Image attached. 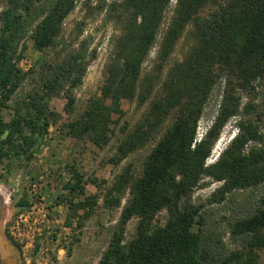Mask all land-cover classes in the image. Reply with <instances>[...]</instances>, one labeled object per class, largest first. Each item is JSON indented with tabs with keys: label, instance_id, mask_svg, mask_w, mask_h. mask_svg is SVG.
I'll return each instance as SVG.
<instances>
[{
	"label": "trees",
	"instance_id": "16d2710c",
	"mask_svg": "<svg viewBox=\"0 0 264 264\" xmlns=\"http://www.w3.org/2000/svg\"><path fill=\"white\" fill-rule=\"evenodd\" d=\"M78 1L7 0L0 13V164L7 161L8 175L19 163L35 157L51 126L62 118L51 106L54 97L64 95L65 111L75 113V89L83 83L89 64L81 51L45 64L26 95L16 96L37 72L20 65L27 38L42 52L57 47L65 20ZM172 1L112 2L122 31L107 65L102 96L92 97L81 113L63 124L67 135L105 147L113 138L115 116L125 115L124 100L149 103L134 128L125 129L112 159L120 163L155 142L140 175L127 166L106 190L110 208L121 206L125 192L131 197L99 264H264L259 253L264 249V195L254 212L230 223L232 238L242 239L241 247L235 249H228L222 238L210 241L204 235L200 207L191 200L206 177L223 182L220 200L234 190L264 184V134L243 114L250 112V103L243 104L240 94L255 91L264 80V0H176L160 42L158 62L144 73V63L158 42ZM207 8L212 10L206 14ZM185 33L191 39L187 54L166 71ZM223 79L218 114L199 139L200 119ZM241 115L238 134L215 162L208 163L223 128ZM88 181L98 184L96 178L87 179L74 169L69 193L61 198L70 210L69 224L76 218L82 224L98 204V194L77 200L85 194ZM19 206L24 210L31 203L23 199ZM163 210L168 211V219L156 224ZM134 217H138L136 233L127 241V225Z\"/></svg>",
	"mask_w": 264,
	"mask_h": 264
},
{
	"label": "rangeland",
	"instance_id": "374dc122",
	"mask_svg": "<svg viewBox=\"0 0 264 264\" xmlns=\"http://www.w3.org/2000/svg\"><path fill=\"white\" fill-rule=\"evenodd\" d=\"M113 1L115 0H79L76 8L66 18L59 45L55 48L42 52L35 49L30 37L26 40L27 50L20 65L26 71L33 68L37 72L20 88L16 99L26 95L33 87L47 63L61 61L71 53L81 51L89 64L83 83L75 89V113L70 115L65 111L67 99L64 95L54 97L51 106L62 114V118L51 126L35 157L29 162L19 163L10 175L7 173V161L0 164V237L3 241L0 250L9 264H13L15 260L11 248L17 251L21 264H99L110 245L123 207L131 197L129 191L125 192L121 206L110 208L105 202L106 190L127 166H131L134 174L140 175L144 161L155 143H148L120 163L115 164L112 160L125 138V129H133L149 106V103L139 105L138 100H124L125 115L121 119L115 116L113 138L105 147H99L90 140L69 136L63 127L64 123L84 110L92 97L102 96L107 65L115 39L122 31L117 12L111 10ZM6 3L7 0H0V13ZM175 4L176 0H173L166 12L158 42L144 63V73L152 71L158 62L160 42L173 17ZM211 10L207 8L204 13ZM190 44L191 39L185 33L167 62L166 71L175 62L184 59ZM224 89L223 79L215 87L205 107L199 122L198 138L203 137L218 114ZM240 94L243 104L250 103V112L243 114L251 118L264 134V80L258 82L255 91H240ZM6 117H11L8 112ZM241 117L242 115L233 117L223 128L208 163L215 162L238 134L237 121ZM74 169L82 172L87 179L94 177L98 180V184L88 181L85 194L78 196L77 200H84L93 194L100 197L92 216L80 225L77 218L72 221L73 224H69V207L67 203L61 202V198L69 193L67 186L72 181ZM7 175L8 180L4 181ZM222 185L223 182L206 177L194 190L191 200L200 207L204 235L210 241L222 238L228 249H235L241 247L242 239L232 238L230 223L256 210L264 195V184L234 190L220 200L219 188ZM23 199L29 201L31 206L21 210L19 201ZM167 219L168 211L163 210L157 215L155 223L165 224ZM137 223L138 217L129 221L125 233L127 241L134 237ZM1 233H6L11 243L6 242ZM206 250H209L208 247ZM259 253L260 260L264 263V249L259 250Z\"/></svg>",
	"mask_w": 264,
	"mask_h": 264
},
{
	"label": "flooded vegetation",
	"instance_id": "af4514ba",
	"mask_svg": "<svg viewBox=\"0 0 264 264\" xmlns=\"http://www.w3.org/2000/svg\"><path fill=\"white\" fill-rule=\"evenodd\" d=\"M1 211V210H0ZM3 235V233H1ZM4 239L8 240V235L5 233V235H3ZM6 240V242H7ZM8 246V243H7ZM9 247V246H8ZM6 256L3 254V252L0 250V264H8V261H6Z\"/></svg>",
	"mask_w": 264,
	"mask_h": 264
},
{
	"label": "water",
	"instance_id": "95a60500",
	"mask_svg": "<svg viewBox=\"0 0 264 264\" xmlns=\"http://www.w3.org/2000/svg\"><path fill=\"white\" fill-rule=\"evenodd\" d=\"M7 240V239H6ZM8 243H11L7 240ZM13 250V256H14V263L13 264H21V261L19 260L18 256H17V251L13 248H11ZM9 264V262H8Z\"/></svg>",
	"mask_w": 264,
	"mask_h": 264
},
{
	"label": "bare ground",
	"instance_id": "6f19581e",
	"mask_svg": "<svg viewBox=\"0 0 264 264\" xmlns=\"http://www.w3.org/2000/svg\"><path fill=\"white\" fill-rule=\"evenodd\" d=\"M3 241H2V239H1V237H0V244L2 243Z\"/></svg>",
	"mask_w": 264,
	"mask_h": 264
},
{
	"label": "built area",
	"instance_id": "2783aa9c",
	"mask_svg": "<svg viewBox=\"0 0 264 264\" xmlns=\"http://www.w3.org/2000/svg\"><path fill=\"white\" fill-rule=\"evenodd\" d=\"M201 137V136H200ZM199 139H201V138H199Z\"/></svg>",
	"mask_w": 264,
	"mask_h": 264
}]
</instances>
